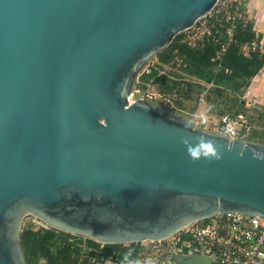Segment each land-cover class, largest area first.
Here are the masks:
<instances>
[{"label":"water","instance_id":"1","mask_svg":"<svg viewBox=\"0 0 264 264\" xmlns=\"http://www.w3.org/2000/svg\"><path fill=\"white\" fill-rule=\"evenodd\" d=\"M217 1L0 0V264H28L27 212L106 244L264 216V143L130 100L145 62Z\"/></svg>","mask_w":264,"mask_h":264},{"label":"rangeland","instance_id":"2","mask_svg":"<svg viewBox=\"0 0 264 264\" xmlns=\"http://www.w3.org/2000/svg\"><path fill=\"white\" fill-rule=\"evenodd\" d=\"M224 2L225 0H218L210 13L196 22V30H185L176 35L175 37H178L179 43H186L190 46L188 42L195 36L196 31L201 32L203 29L216 22L222 24V27H224V17L220 16L224 7ZM175 37L162 51L151 56L140 69L132 93L135 92L136 89H140L141 93H136L133 98L137 99L139 97H144L142 92L147 89L156 91L162 95L168 94L170 95L172 104L162 103L160 101L152 102L166 107L177 114L188 117L196 126L208 132L213 131V121L217 120L221 114L227 113L235 115L238 113L237 111L243 112L248 115L254 124V131L252 132L250 140L264 143V108L261 107L262 104H258V102L255 104L254 101L248 97V89L251 81L249 80L248 85L238 91L232 92L231 90H227L222 96L211 90L207 94L205 102L201 103L199 101V95L204 90L206 82L196 78L194 75L186 73L185 68L187 67V63L185 62V57L175 50L170 61L167 63L161 61L162 57L167 55L170 51V45L175 41ZM216 39L219 40V43L226 42L225 39L224 41L223 38L219 36L216 37ZM254 45L257 47L255 43L253 45H243L241 47V52L245 55H250L254 50ZM153 70L156 71L154 78L145 83L142 82L143 75L151 73ZM162 75H167L172 81L181 82V84L173 88V90H169L166 83L158 78ZM27 231L39 232L42 235L47 234L46 231L51 232L49 235L54 236L53 239L48 240L51 236L46 239L43 238V247L49 250L51 255H56L57 262H55V264L58 263L57 257H60V250L64 246L70 247L73 251L71 259L74 261L76 260L75 264H136L133 258L130 261L127 257V251L132 248V250H135L136 248L133 244H106L81 234L64 231L50 225L32 212H27L22 217L20 241L22 235ZM24 250L25 249H23V252L27 262H29V260L32 264H51L52 262L47 257V254L44 253L46 250L35 252V250L26 248V253Z\"/></svg>","mask_w":264,"mask_h":264},{"label":"built area","instance_id":"3","mask_svg":"<svg viewBox=\"0 0 264 264\" xmlns=\"http://www.w3.org/2000/svg\"><path fill=\"white\" fill-rule=\"evenodd\" d=\"M247 1L249 0H225L223 3L220 15L227 23H231L226 30V42L219 43L216 39L218 37L216 34H219L216 24L209 25L201 32L196 31L195 36L188 42L192 48H196L212 37L213 42L220 44L221 48L212 58V61L217 63L216 72L220 70L218 62L223 59L224 53L232 43L235 21L250 20L245 12ZM196 24L186 30H196ZM213 28H216L215 32ZM255 48L254 45L253 49ZM213 87H215L213 82L205 83L204 90L199 95L201 103L205 102L207 94ZM136 93H141V90L136 89L131 94V101L135 100L133 97ZM142 95L147 98L146 100L150 99L149 101L172 104L168 94L162 95L147 89ZM213 126L212 132L231 140H250L254 131L253 121L243 112L235 115L221 114L213 121ZM126 244H133L136 247L135 250L128 252L136 264H175V257L178 255L204 256L210 260V264H264V216L241 212L217 213L194 221L167 238Z\"/></svg>","mask_w":264,"mask_h":264},{"label":"trees","instance_id":"4","mask_svg":"<svg viewBox=\"0 0 264 264\" xmlns=\"http://www.w3.org/2000/svg\"><path fill=\"white\" fill-rule=\"evenodd\" d=\"M222 16V15H220ZM236 26L234 29L232 43L227 48L224 53L223 59L220 61V70L215 71L217 63L212 61V58L215 57L217 51L221 48L219 43L213 42L212 37L206 40L204 43L200 44L196 48L188 46L186 43H179L178 37H175V41L170 45V51L167 55H164L161 59L162 62L167 63L170 61L172 54L177 50L182 56L185 57V62L187 67L185 68L186 73L194 75L196 78L205 81L206 83H214L215 87L210 89L212 92L217 93L222 96L227 90L232 92L238 91L241 88H244L248 85L249 80L253 78L263 67L264 65V55L258 49L260 37L256 35L254 31L253 22L250 20L244 21L242 19L236 20ZM216 27L219 29V34H216L219 37H222L223 40L227 39L226 30L227 27L231 25L230 22H226L223 19L224 27L220 26V23L216 22ZM216 31V28H213V32ZM224 40V41H225ZM257 44L256 49H254L250 55H245L241 52V47L245 44L253 45ZM228 70V72H226ZM156 75V71L153 70L151 73L144 74L142 77V82H146ZM162 82L166 83V86L169 90L177 87L181 82L172 81L168 78L167 75H162L160 77ZM238 113L240 111H237ZM47 234L42 235L39 232L27 231L21 237V246L22 249L30 248L31 250L43 251L47 254L51 264H55L56 255H51L49 250L43 247V238L51 236L48 240L53 239L54 236L49 235L51 232L46 231ZM27 246V247H26ZM133 249V248H132ZM127 251L128 260H132V257L129 256ZM72 250L68 246H64L60 250V257H57V264H75L76 260H72ZM28 258V255L26 254ZM28 264H32L29 260Z\"/></svg>","mask_w":264,"mask_h":264},{"label":"crops","instance_id":"5","mask_svg":"<svg viewBox=\"0 0 264 264\" xmlns=\"http://www.w3.org/2000/svg\"><path fill=\"white\" fill-rule=\"evenodd\" d=\"M245 12L253 22L254 31L260 37L258 49L264 55V0H249L245 6ZM257 45V44H256ZM251 84L248 89V97L255 104H262L264 108V65L262 69L251 78Z\"/></svg>","mask_w":264,"mask_h":264},{"label":"clouds","instance_id":"6","mask_svg":"<svg viewBox=\"0 0 264 264\" xmlns=\"http://www.w3.org/2000/svg\"><path fill=\"white\" fill-rule=\"evenodd\" d=\"M208 151H209V152H211V148H209V149H208ZM192 155H194V156H195V155H196V153H195V152H193V153H192Z\"/></svg>","mask_w":264,"mask_h":264}]
</instances>
